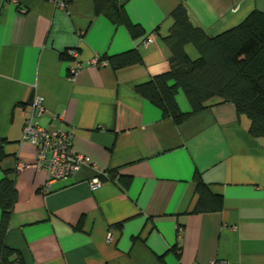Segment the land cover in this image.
Masks as SVG:
<instances>
[{
    "label": "crops",
    "instance_id": "crops-1",
    "mask_svg": "<svg viewBox=\"0 0 264 264\" xmlns=\"http://www.w3.org/2000/svg\"><path fill=\"white\" fill-rule=\"evenodd\" d=\"M59 1L0 0V178L8 171L15 184L6 244L19 264H264V136L252 137L249 118L219 97L175 123L134 89L169 69L164 37L178 5L215 36L264 12V0H119L144 30L136 38L95 14L91 0ZM129 49L140 63H90ZM184 50L199 57L192 44ZM35 94L46 107L41 124L71 129L73 150L92 161L47 191L36 148L21 140ZM176 101L190 110L182 92ZM196 173L221 198L219 210L194 211Z\"/></svg>",
    "mask_w": 264,
    "mask_h": 264
},
{
    "label": "trees",
    "instance_id": "trees-1",
    "mask_svg": "<svg viewBox=\"0 0 264 264\" xmlns=\"http://www.w3.org/2000/svg\"><path fill=\"white\" fill-rule=\"evenodd\" d=\"M97 15H104L114 24L124 25L132 37L144 33L143 28L131 21L119 0H91ZM173 25L164 42L170 50L169 69L149 80L135 85V91L157 106L163 118L180 123L199 112L205 102L219 97L232 102L237 113L250 120L248 132L252 137L264 136V12L254 10L241 23L215 36L189 20L187 9L178 5L172 12ZM192 44L199 53L191 59L184 50ZM113 68L141 62L137 49L103 56ZM182 92L190 110L181 111L176 95ZM1 159V153H0ZM110 179L126 187L129 177L110 170ZM198 200L195 212L221 208V198L213 195L201 176L194 175ZM16 201L13 178L5 171L0 178V264H19L21 256L6 244V235Z\"/></svg>",
    "mask_w": 264,
    "mask_h": 264
},
{
    "label": "built area",
    "instance_id": "built-area-1",
    "mask_svg": "<svg viewBox=\"0 0 264 264\" xmlns=\"http://www.w3.org/2000/svg\"><path fill=\"white\" fill-rule=\"evenodd\" d=\"M57 1V0H56ZM59 3L65 6V2L60 0ZM149 38L143 40L146 45ZM68 55L76 59L78 51L76 49L68 50ZM90 63L98 65H108L107 60L99 57L91 59ZM82 63L78 60L76 65L70 69L69 74L74 76L81 68ZM31 110L25 118L22 131V141L32 144L36 148V162L34 167L42 169L47 174V182L43 186V190L47 191L48 184L51 181L64 179L75 175L80 167L85 164H92L91 158L87 155L76 153L73 150V131L68 130H51L43 126L40 122V117L46 112L43 96L35 94L31 99ZM23 162L17 163V168H23ZM104 175L108 176L107 173ZM102 183L99 177H93L89 181V186L92 190L97 189ZM182 226H178V231H182ZM108 240H111L112 234L107 235ZM209 264H215L211 261Z\"/></svg>",
    "mask_w": 264,
    "mask_h": 264
}]
</instances>
